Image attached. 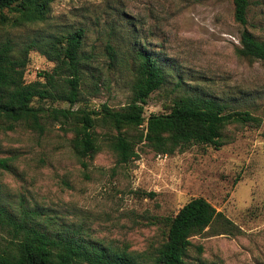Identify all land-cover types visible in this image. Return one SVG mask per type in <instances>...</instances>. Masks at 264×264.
Segmentation results:
<instances>
[{
  "label": "rangeland",
  "instance_id": "374dc122",
  "mask_svg": "<svg viewBox=\"0 0 264 264\" xmlns=\"http://www.w3.org/2000/svg\"><path fill=\"white\" fill-rule=\"evenodd\" d=\"M87 30L85 52L93 54L99 71L88 79L74 110L113 109L132 97L131 73L109 69L108 46L132 62V43L171 69L172 79L151 95L146 117L168 112L179 77L188 88L223 99L261 120L228 126L225 146H193L173 156L158 155L145 143L139 157L120 165L99 129L102 149L92 159L78 158L74 133L53 109L68 103L38 101L47 112L44 131L25 124L0 127V158L10 171L0 170V194L11 210L39 207L61 221L85 223L106 243L130 251L153 252L166 240L165 220L195 198L208 200L230 224H216L192 238L190 264H264V64L241 58V34L232 0H53L47 22L12 28L0 22V43L23 46L29 39ZM264 41V0H251L246 27ZM122 58V57H121ZM56 64L32 51L25 73L28 83L43 80ZM89 164L86 171L82 162ZM203 248L199 253L198 247Z\"/></svg>",
  "mask_w": 264,
  "mask_h": 264
},
{
  "label": "trees",
  "instance_id": "16d2710c",
  "mask_svg": "<svg viewBox=\"0 0 264 264\" xmlns=\"http://www.w3.org/2000/svg\"><path fill=\"white\" fill-rule=\"evenodd\" d=\"M235 21L244 28L241 34V58L264 64V41L246 27L251 0H232ZM53 0H0V22L20 28L47 22ZM87 30L63 31L59 35L29 39L23 46L11 40L0 43V127L13 130L25 124L43 132L47 110L38 101L70 104V109H53L54 120L63 119L74 133L73 148L82 160L92 159L102 149L99 129L106 131L107 147L120 165L139 157L138 146L158 155L173 156L193 146H225L224 130L236 124H257L249 109L234 106L207 95L198 88H188L179 77L172 89L168 112L146 117L151 95L162 90L172 79L171 69L143 45L132 43V62L116 48L108 46L109 69L131 73L132 97L125 107L113 109L103 104L97 109L74 110L84 99L83 85L92 78L98 92L99 71L93 54L85 52ZM32 51H39L56 64L52 72H43L28 83L25 73ZM122 57V58H121ZM88 171L89 164L82 162ZM9 161L0 158V170L10 171ZM49 210L21 206L11 210L0 194V264H190L188 257L195 247L192 238L206 229L223 223L224 215L206 199L195 198L165 222V242L153 252L137 253L128 246L106 243L95 237L85 223L61 221ZM199 253L203 248L198 247Z\"/></svg>",
  "mask_w": 264,
  "mask_h": 264
}]
</instances>
